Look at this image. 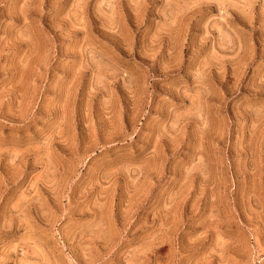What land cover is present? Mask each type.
Instances as JSON below:
<instances>
[{"label":"rangeland","instance_id":"rangeland-1","mask_svg":"<svg viewBox=\"0 0 264 264\" xmlns=\"http://www.w3.org/2000/svg\"><path fill=\"white\" fill-rule=\"evenodd\" d=\"M0 264H264V0H0Z\"/></svg>","mask_w":264,"mask_h":264}]
</instances>
